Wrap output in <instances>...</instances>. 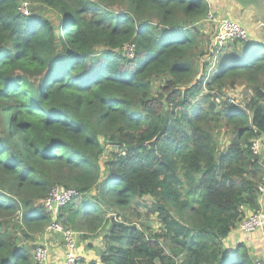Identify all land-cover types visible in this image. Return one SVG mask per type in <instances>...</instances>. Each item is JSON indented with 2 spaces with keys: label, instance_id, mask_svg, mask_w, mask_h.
<instances>
[{
  "label": "trees",
  "instance_id": "16d2710c",
  "mask_svg": "<svg viewBox=\"0 0 264 264\" xmlns=\"http://www.w3.org/2000/svg\"><path fill=\"white\" fill-rule=\"evenodd\" d=\"M21 1L0 0V264H36L56 185L80 194L58 222L103 235L87 264H253L224 241L264 213V43L224 47L196 81L206 0H27L56 25ZM237 85L244 108L225 99Z\"/></svg>",
  "mask_w": 264,
  "mask_h": 264
},
{
  "label": "built area",
  "instance_id": "2783aa9c",
  "mask_svg": "<svg viewBox=\"0 0 264 264\" xmlns=\"http://www.w3.org/2000/svg\"><path fill=\"white\" fill-rule=\"evenodd\" d=\"M19 12L24 16L29 15L28 4L21 3ZM211 23L215 28L213 36V63L216 62L221 49L234 43V42H249L247 31L235 21L231 19H224V17L216 16L208 13L207 18L204 20ZM134 44L125 47V56L129 59L133 58ZM257 143L252 147L254 152H257ZM80 194L74 189H64L62 186H53L47 197L43 200L42 205L45 211L51 217L50 223L46 226L43 232L45 240L58 236L63 249L64 262L62 264H79L81 260L80 255L77 253L78 248V233L70 228L63 227L58 222V216L61 208L71 202L72 199L79 198ZM264 217V216H263ZM240 228L245 233H252L263 228V222L259 219V214L252 215L245 219ZM49 251L45 243L36 245L33 251V260L36 264H47ZM253 264H264V259L255 258Z\"/></svg>",
  "mask_w": 264,
  "mask_h": 264
},
{
  "label": "crops",
  "instance_id": "0c3cea01",
  "mask_svg": "<svg viewBox=\"0 0 264 264\" xmlns=\"http://www.w3.org/2000/svg\"><path fill=\"white\" fill-rule=\"evenodd\" d=\"M207 3L209 4L210 13L241 23L242 27L247 31L250 41L255 40L264 43V6L261 9V14H258L253 7L244 10L232 0H213L207 1ZM259 4L262 5V1H259ZM224 242L228 247H233L243 242L254 258L264 259V234L261 231L246 234L237 227ZM42 243L47 245L49 251L47 264H62L64 262L63 249L58 236H53L47 240L42 237ZM91 244L89 240L82 244L78 243L77 253L81 257V264L98 261L97 249Z\"/></svg>",
  "mask_w": 264,
  "mask_h": 264
},
{
  "label": "rangeland",
  "instance_id": "374dc122",
  "mask_svg": "<svg viewBox=\"0 0 264 264\" xmlns=\"http://www.w3.org/2000/svg\"><path fill=\"white\" fill-rule=\"evenodd\" d=\"M26 3L28 4V11L30 14V11H32V13L35 14H41L42 16L49 18L50 21L56 25L57 21H59V15L58 13L51 9V8H47L43 5L40 4H32L30 2H28L27 0H22L20 2V4ZM221 17V16H219ZM224 19H229L227 17H224ZM236 23H238L237 21H235ZM239 25H241V23H238ZM185 26V25H184ZM197 28V30L200 31L201 37L202 39L199 40L198 42V48H196V50L193 52V55H195L194 61L197 64V70H196V77L195 80L197 81V78H200L202 75H204L203 73H206L207 76L210 75V73H213L214 70L216 69L215 63H213V60H210V66H209V62L207 64V62L203 63L204 61H208L209 58H212V54H213V39L210 40L211 38H213L214 33H215V29L213 27V25L211 23H205L202 22L199 24H195V26ZM200 37V38H201ZM230 49V48H229ZM228 49V50H229ZM205 52V53H203ZM204 54V55H203ZM206 64V65H205ZM207 66H209V68H207ZM217 71V70H216ZM215 71V72H216ZM158 82L155 83V86H157ZM252 96L251 95V91L246 89L244 86L241 85H237L235 86V88L233 89H228L225 91V99L233 105L239 106L241 108H244L247 104V99ZM214 134L216 136V138L219 140V143L226 144V140L229 139V136L227 135V130L226 129H215L214 130ZM257 151L259 152L260 148H261V141L257 142ZM262 145L264 146V137L262 138ZM111 157L110 155V147H105L104 148V153L102 155V157L100 158L101 163L105 162L107 159H109ZM144 203V202H143ZM139 209H141V213L144 216L141 220V223H146L148 224L150 227V229L152 230H156V225L151 221L153 219V217L150 216H146V208L141 206ZM264 213H259V219L263 222V228H264ZM133 222L140 224V222L134 220V218H132ZM17 220L13 219L10 221V225L11 228L16 227L17 224ZM263 228L259 229L257 231H261L263 232ZM78 236V243L82 244L85 241L91 242V246H94L97 249V252H99L102 249V233H97V234H93V235H86L88 238L87 239H83L82 236L80 234L77 235ZM42 237H43V233H39L37 235H32V240H33V245H38L42 243ZM20 242V241H19ZM16 243H18V240L16 241ZM21 245V244H18ZM101 247V248H100ZM262 259V258H261ZM79 264H81V261H79Z\"/></svg>",
  "mask_w": 264,
  "mask_h": 264
},
{
  "label": "water",
  "instance_id": "95a60500",
  "mask_svg": "<svg viewBox=\"0 0 264 264\" xmlns=\"http://www.w3.org/2000/svg\"><path fill=\"white\" fill-rule=\"evenodd\" d=\"M207 1H213V0H207ZM232 1L244 10L253 7L258 14H261V9L264 6V0H232ZM259 1H262V5L259 4Z\"/></svg>",
  "mask_w": 264,
  "mask_h": 264
},
{
  "label": "clouds",
  "instance_id": "9594fccd",
  "mask_svg": "<svg viewBox=\"0 0 264 264\" xmlns=\"http://www.w3.org/2000/svg\"><path fill=\"white\" fill-rule=\"evenodd\" d=\"M207 1V0H206ZM204 22H206V21H204ZM214 71H216V69L214 70ZM263 259V258H262Z\"/></svg>",
  "mask_w": 264,
  "mask_h": 264
}]
</instances>
